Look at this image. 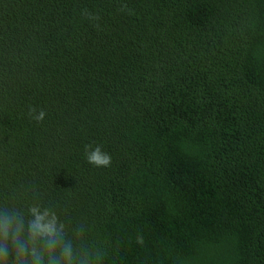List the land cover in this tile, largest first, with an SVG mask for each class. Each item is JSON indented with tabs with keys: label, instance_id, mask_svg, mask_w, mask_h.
Listing matches in <instances>:
<instances>
[{
	"label": "trees",
	"instance_id": "1",
	"mask_svg": "<svg viewBox=\"0 0 264 264\" xmlns=\"http://www.w3.org/2000/svg\"><path fill=\"white\" fill-rule=\"evenodd\" d=\"M34 205L103 264H264V0H0V209Z\"/></svg>",
	"mask_w": 264,
	"mask_h": 264
},
{
	"label": "clouds",
	"instance_id": "2",
	"mask_svg": "<svg viewBox=\"0 0 264 264\" xmlns=\"http://www.w3.org/2000/svg\"><path fill=\"white\" fill-rule=\"evenodd\" d=\"M45 115L41 110L33 118L39 122ZM84 157L94 167L111 165V156L101 144L85 145ZM82 231L75 233L77 239ZM105 255L101 248L77 249L66 239L65 225L48 208L34 205L27 216L15 209H0V264H103Z\"/></svg>",
	"mask_w": 264,
	"mask_h": 264
}]
</instances>
